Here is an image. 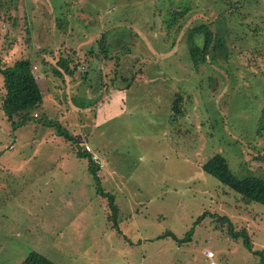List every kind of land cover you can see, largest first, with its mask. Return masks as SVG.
Segmentation results:
<instances>
[{
    "label": "rangeland",
    "instance_id": "1",
    "mask_svg": "<svg viewBox=\"0 0 264 264\" xmlns=\"http://www.w3.org/2000/svg\"><path fill=\"white\" fill-rule=\"evenodd\" d=\"M9 13L13 23L0 12V56L29 58L42 95L34 113L75 143L34 120L11 130L0 111V264L32 250L54 264H208L207 251L215 264H258L209 215L188 241L156 237H183L205 211L245 227L252 249L264 248V204H245L200 168L217 153L237 178L264 181V0H17ZM211 21L227 58L194 67L186 30ZM40 47L78 54L73 75H60L63 87L49 67L57 53ZM139 66L122 111L93 123L94 96ZM75 146L97 156L119 233Z\"/></svg>",
    "mask_w": 264,
    "mask_h": 264
},
{
    "label": "trees",
    "instance_id": "2",
    "mask_svg": "<svg viewBox=\"0 0 264 264\" xmlns=\"http://www.w3.org/2000/svg\"><path fill=\"white\" fill-rule=\"evenodd\" d=\"M16 1L17 0H0V12L3 15H7L6 20L8 23L11 20L13 23L14 18L9 17L8 14H10L9 12H11V9L16 8ZM235 7L236 6L233 4H227L228 9H233ZM179 14L182 15V13H177V16H180ZM174 15L175 13L173 12L171 17L172 22H174ZM220 16L221 14H219L217 18L219 19ZM171 21L168 22L172 23ZM219 28V26L215 25V21H211L208 23H200L186 30L184 44L189 60L194 67L209 61L217 62L218 59L225 60L227 58L228 49L225 45L224 34L219 30ZM26 30H29V28H26L25 31ZM11 45L12 44H9L7 47H11ZM98 47L101 48L100 52H104V50H106L107 42L105 41L104 37H102ZM40 49L41 47L39 50ZM40 52L46 53L53 57L54 54L57 53V57L54 61L55 63L50 66V71L54 77H58L61 74L69 76L73 75L74 66L77 62L75 59L79 57L74 50L71 49V52L69 53L65 47H59L56 52H53L52 49L46 48L41 49ZM105 56L107 57V55ZM29 65L30 60L28 57H20L9 62V60L0 56V75L2 79L3 90L0 98V111L2 115L10 124L11 130L26 125L34 120L38 121L41 125L54 127L56 129V134L59 135V137L71 141L73 140L75 143L74 137L69 134L68 131L63 128L56 120L45 118L44 116H41L40 113H38L39 116H37V114L34 113L35 111L37 112V108L42 102V95L37 80L30 70ZM141 68L142 67L139 66L133 72H130V68L127 71V73H129L128 77L118 74L117 79L119 83L121 82V84L110 83L108 87L127 89L130 87L132 82L140 79L142 76ZM82 76H85L84 72ZM177 98L171 104L172 111L176 115L181 112L178 107ZM73 150H75L73 153L76 157L83 158L85 160L86 170L92 177L96 193L100 197L107 200V205L111 212V226L116 229L117 233H119V230L116 226L117 206L114 204L113 195L109 192H105L100 185L101 180L98 173L100 168L91 160L90 153L84 147L75 146ZM200 168L204 173L216 178L220 184L226 186L228 189L238 194L240 199L245 204L250 202L264 204V181L261 178L255 176H247L241 179L237 178L229 170L225 158L220 154L216 153L211 155L201 164ZM206 215L215 218L217 221L221 222V224L225 223V232L228 237L233 240L239 239L242 246L257 258L258 264H264V248L261 250H253L252 241L248 230L245 227L236 229L226 216H217L216 214L203 211L192 221L191 226L183 234V237L178 239L171 233L164 232L158 235L156 238L170 236L179 244L181 242L188 241L195 225L198 224L200 220H202ZM18 264L54 263L40 253L32 250L29 251Z\"/></svg>",
    "mask_w": 264,
    "mask_h": 264
},
{
    "label": "crops",
    "instance_id": "3",
    "mask_svg": "<svg viewBox=\"0 0 264 264\" xmlns=\"http://www.w3.org/2000/svg\"><path fill=\"white\" fill-rule=\"evenodd\" d=\"M46 64L49 65L50 63H46ZM54 78L56 79V77H54ZM57 78H58V79H56L57 81H60V82L62 81L61 76H58ZM50 84L54 85L55 82H52ZM61 84H62L61 87H63V82H61ZM73 84L74 85L76 84L75 80L73 81L72 85ZM104 87H103L104 91L100 90V93H98L94 96L95 97L94 103L96 105V112H95V115H93V118L95 117L93 123H95V124L97 122H101L107 118H111L112 116H115L118 112L122 111V109H123L122 107L124 106V93H125L126 89H117V88L108 87V86H107V88H104ZM87 104H85V105H87ZM84 148H85V146H84ZM86 148H87V146H86ZM90 152H92V151H90ZM101 168H103V167H101ZM108 173H110V171H108Z\"/></svg>",
    "mask_w": 264,
    "mask_h": 264
},
{
    "label": "built area",
    "instance_id": "4",
    "mask_svg": "<svg viewBox=\"0 0 264 264\" xmlns=\"http://www.w3.org/2000/svg\"><path fill=\"white\" fill-rule=\"evenodd\" d=\"M97 23H98V24H101V23H102V20H101V21H97ZM90 158H91V160H92L93 162L99 164V163H98L99 160H98V158H97L96 155L91 154V155H90ZM100 165H101V164H100ZM205 257H206V258H209V262H208V264H215V263L211 260V258L213 257V254H212L210 251H207V252L205 253Z\"/></svg>",
    "mask_w": 264,
    "mask_h": 264
}]
</instances>
